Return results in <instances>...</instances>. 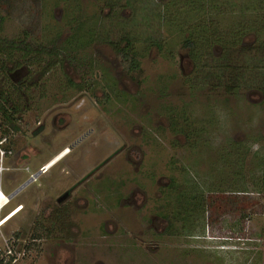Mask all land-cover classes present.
Returning a JSON list of instances; mask_svg holds the SVG:
<instances>
[{"label": "rangeland", "instance_id": "374dc122", "mask_svg": "<svg viewBox=\"0 0 264 264\" xmlns=\"http://www.w3.org/2000/svg\"><path fill=\"white\" fill-rule=\"evenodd\" d=\"M166 1L110 0L114 10L101 13L102 0H16L5 7L0 41L16 42L19 60L0 68V85L16 84L26 109L0 142V189L13 193L0 209V264H264V31L259 41L249 34L231 48L245 61L249 47L251 56L262 44L257 86L231 95L194 79L191 94L186 78L209 83L202 76L213 71L219 51L204 50L196 69L182 47L185 27L162 24ZM220 2L226 13L214 19L226 25L249 0ZM92 21L111 30L99 38L104 42L60 48L71 35L85 42ZM123 35L137 51L136 71L124 70L108 43ZM7 48L2 44L0 61ZM182 107L207 128L193 135L197 148L170 130L169 110ZM229 142L239 144L240 170L219 162L223 151L237 158ZM42 164L51 165L29 178ZM233 170L241 171L239 181ZM171 177L195 190L221 181L247 192H221L222 201H209L204 215L194 211L184 228L183 210L172 214L161 193ZM40 224L48 236L32 239Z\"/></svg>", "mask_w": 264, "mask_h": 264}, {"label": "trees", "instance_id": "16d2710c", "mask_svg": "<svg viewBox=\"0 0 264 264\" xmlns=\"http://www.w3.org/2000/svg\"><path fill=\"white\" fill-rule=\"evenodd\" d=\"M16 0H0V28L4 27V20L5 15L8 13L5 12V7L10 6L15 3ZM65 1V0H64ZM102 6L100 7V13L103 11L105 7H108V11H113L115 8L114 4L110 3V0H102ZM224 4L220 2V0H191L188 2H181L179 0H168L164 3L161 7L162 9V24L168 29H181L185 27L187 31V36L184 37L182 40V47L187 49L188 55L192 60L195 68L198 69L199 67L202 68L204 65L203 55L204 50L209 53L210 49L215 48L218 49L219 53L217 56L212 55V58L216 60V63L213 66V71L209 73V75H203L202 78L208 77L209 83H206L203 79L195 76L192 78L187 77L186 82L189 84L190 93L195 91L197 86L192 84V81L196 79V81H200L201 86L207 85L210 92L217 90L221 87V90L225 94H237L241 91L242 88L245 86L249 87L253 84L261 82L262 79V70L260 68V64L263 60V57H260L262 48V44H258V47H253V51L255 54L250 56V48L247 54L243 55L245 61L250 59L251 62L243 61L242 55H234L232 54V47H234L239 42L242 44L243 39L249 35L253 34L255 37V41H259L262 38V31H264V0H249V2L243 6L239 10L238 20L237 22H229L226 25H223L220 21V18L215 20L214 18L220 14L225 15L226 8L221 10V7L218 5ZM188 10L191 15L188 19L179 21L177 24H173L174 27L170 29L169 22L177 21L179 16L182 17V14L186 16L189 13H183ZM161 12V11H160ZM224 12V13H223ZM109 15V14H108ZM231 17L230 15H228ZM101 17L98 16V20ZM114 19V18H113ZM84 19H80L78 23L75 25H79L82 23ZM72 20H69V24H72ZM114 23H110L112 26L115 27L116 21ZM93 26L90 27L89 30L85 31L86 34V41H75L73 39H77L73 35L68 36L70 41L63 42L60 46L62 50L79 47H85L93 40H97L102 36L108 37L110 35V31L107 28H103L100 25H96L92 21ZM91 24V25H92ZM74 26V27H75ZM74 27H70V32L72 33ZM81 27V26H79ZM81 30V29H80ZM112 34V33H111ZM112 36V35H111ZM114 38V37H113ZM110 39V38H109ZM118 39V38H115ZM1 40V39H0ZM101 40V39H99ZM102 41V40H101ZM119 41H122L118 43ZM104 42V41H102ZM11 43V44H10ZM11 40L7 39V42L4 41L2 44H6L8 46L7 49L2 50V53L5 54V59L0 61V68L6 69L7 63L13 64L17 66V62L19 59L15 58V48L16 46ZM113 48L119 58V62L121 67L128 71H136L139 68V60L137 59V51L134 48V43L129 40V37L126 35L120 36L118 41H109L108 42ZM122 43V44H121ZM1 41H0V49H1ZM161 45L159 44V47ZM264 48V46H263ZM65 49V50H66ZM9 50V51H6ZM13 53H12V51ZM212 50V52H213ZM211 53V52H210ZM209 53V54H210ZM249 63V64H248ZM259 64V65H258ZM262 76V77H261ZM11 86H7L8 89L3 90L2 87L4 85H0V142L3 138L8 136L11 130L15 129L17 125V121L19 120L18 115H20L21 110H25V106L20 104L21 99V92H19V87L9 81ZM207 88V87H206ZM21 95V96H20ZM185 105V104H184ZM183 105V106H184ZM186 107H182L179 111L176 109H170L167 116L170 130L173 133H184L186 136V144L192 147H198L199 145V138L192 139L193 135H198L200 132H204L207 130L205 124L202 122L201 126L194 125V120L186 113ZM231 145V149L235 151L236 159L233 160L230 158L231 152L226 153L223 151L220 153L219 162L222 164L227 162L230 163V166L234 165L233 167H238L237 170L241 169V157L238 154V143ZM195 149V148H194ZM229 156V158H228ZM262 166V165H261ZM233 177L232 180H238L241 178V175L237 177L236 174L241 173V171H232ZM222 175V174H221ZM219 175L218 177H220ZM217 177V176H216ZM222 177V176H221ZM239 181V180H238ZM222 182H209L207 187L205 186H198L197 190H195L192 186H182L180 183L175 181L174 177L170 178L169 184H167L161 191L162 196L165 197L168 203V209L172 211V214L178 215L181 210H183V217L182 219V226L184 228L186 224V220L188 219L189 215L194 211L201 210L205 212L206 204L209 203L213 205L217 203V201H222L218 194L221 192H247L246 188L238 189L236 185L230 186H221ZM189 190L190 194L187 192ZM257 191H261L263 188V183L259 182L255 187ZM1 190L7 195V192L1 187ZM218 204V203H217ZM203 212V215H204ZM179 219V218H178ZM48 236V229L43 225H36L34 227V233L31 234L32 239H38L42 237ZM29 246H35V243H31Z\"/></svg>", "mask_w": 264, "mask_h": 264}, {"label": "bare ground", "instance_id": "6f19581e", "mask_svg": "<svg viewBox=\"0 0 264 264\" xmlns=\"http://www.w3.org/2000/svg\"><path fill=\"white\" fill-rule=\"evenodd\" d=\"M68 152V150H65L63 153H61V155L57 158V159H55V161L53 162L54 164L59 160V159H61L66 153ZM53 160V159H52ZM50 165L51 164H46V169H49L50 168ZM5 193L0 189V209L8 202V197H7V195L5 194ZM17 211H19V210H17ZM15 212V211H14ZM13 212V213H14ZM13 213H11V214H13ZM9 217V216H8ZM7 217V218H8ZM7 218H5V219H7Z\"/></svg>", "mask_w": 264, "mask_h": 264}, {"label": "flooded vegetation", "instance_id": "af4514ba", "mask_svg": "<svg viewBox=\"0 0 264 264\" xmlns=\"http://www.w3.org/2000/svg\"><path fill=\"white\" fill-rule=\"evenodd\" d=\"M112 47H113V46H112ZM73 188H74V187H73ZM73 188L64 191L63 194L60 195V196L57 198V201H58V202H61L62 199L64 200V199H66L67 197H69V196L71 195V191H72ZM62 196H63V197H62ZM78 200H79V198H75V199H74L75 202H77Z\"/></svg>", "mask_w": 264, "mask_h": 264}, {"label": "built area", "instance_id": "2783aa9c", "mask_svg": "<svg viewBox=\"0 0 264 264\" xmlns=\"http://www.w3.org/2000/svg\"><path fill=\"white\" fill-rule=\"evenodd\" d=\"M45 166H46V164H42V165L38 168V170H37L36 172L30 174V177H29V178H31V179H35L40 173L45 172V171H46V167H45Z\"/></svg>", "mask_w": 264, "mask_h": 264}, {"label": "water", "instance_id": "95a60500", "mask_svg": "<svg viewBox=\"0 0 264 264\" xmlns=\"http://www.w3.org/2000/svg\"><path fill=\"white\" fill-rule=\"evenodd\" d=\"M81 138H78L77 140H76V142L78 141V140H80ZM68 149H70V147H68ZM16 191V190H15ZM12 195H13V193H11V194H9V195H7V197H8V200L12 197ZM63 197V196H62Z\"/></svg>", "mask_w": 264, "mask_h": 264}]
</instances>
